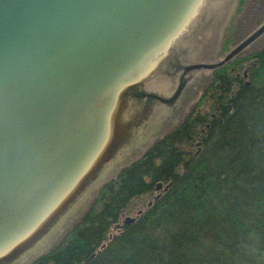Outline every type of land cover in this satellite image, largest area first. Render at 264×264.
Instances as JSON below:
<instances>
[{
    "label": "trees",
    "instance_id": "16d2710c",
    "mask_svg": "<svg viewBox=\"0 0 264 264\" xmlns=\"http://www.w3.org/2000/svg\"><path fill=\"white\" fill-rule=\"evenodd\" d=\"M214 70L208 109L121 166L29 264H264V46Z\"/></svg>",
    "mask_w": 264,
    "mask_h": 264
},
{
    "label": "rangeland",
    "instance_id": "374dc122",
    "mask_svg": "<svg viewBox=\"0 0 264 264\" xmlns=\"http://www.w3.org/2000/svg\"><path fill=\"white\" fill-rule=\"evenodd\" d=\"M237 4L238 0H202L185 25L157 49L149 52L130 72H126L123 83L129 84L116 90L98 112L94 130L101 131L103 135L91 144L103 139L101 145L105 147L99 162L91 174L85 175L62 198L57 210L52 212V207L46 209L45 221L29 226V219L37 211L32 213V206L40 201L54 180L58 179L59 182L64 178L66 165L56 169L53 153L51 160L47 159L45 164L37 163L35 166L33 162L28 163L22 177L16 176L12 180L8 175L4 183H9L8 188L12 187L8 190L11 193L3 194L7 187L0 186V235H7L5 237L9 239L0 242V264H29L38 254L55 246L65 230L85 211L96 189L104 181L115 176L121 166L141 156L156 138L183 121L189 113L208 109L207 101H201V98L214 80L215 70L190 66L223 59L264 23V0H246L239 11ZM263 46L264 32L242 49L238 56H245ZM104 94L91 97L92 110H81L82 115L85 114L82 118L96 115ZM61 121L56 122L47 133L54 135L51 137L54 140L50 143L52 147L56 138H61L58 134H63L64 130H67V136H73L82 129L79 125L86 129L82 121L74 125L77 126L75 130H71L73 114L70 113L64 114ZM82 141V147H85L88 141ZM66 142L62 141L63 151L68 150L64 148ZM58 149L59 146L56 153ZM22 183H28L30 188L24 193L23 200L19 201ZM152 198L153 195L149 194L136 198L122 219L134 216L136 210L144 208ZM9 203L15 206L13 216L5 213V205Z\"/></svg>",
    "mask_w": 264,
    "mask_h": 264
},
{
    "label": "water",
    "instance_id": "95a60500",
    "mask_svg": "<svg viewBox=\"0 0 264 264\" xmlns=\"http://www.w3.org/2000/svg\"><path fill=\"white\" fill-rule=\"evenodd\" d=\"M159 1L0 0L1 187L8 180L7 177L11 175V171H13L14 177L16 176L17 172L14 168L18 166L20 160L25 158L29 151L34 149L33 145L35 146V143L44 137L45 133H48L49 128L54 127L58 122L54 118L55 113L61 105L68 103L66 98L73 97L70 100L72 102L75 98L86 97L88 105L83 108L86 111L92 110L90 107L93 104H91V97L98 95V93H105L97 107L96 115L90 118L84 117L80 121H83L86 129L79 125V128L82 129L79 133L77 132V135L73 133V136H67V130H64L62 141H67L64 148H68V150L63 151L61 149L62 141L58 144L57 153V146L53 148V151L56 149L53 155V158H56L54 164L56 169L61 168V165H66L65 173L69 172L92 146V141L103 135L101 131L94 130L99 117L100 106L108 101L121 86L129 84L123 83V76L126 75V72H130L132 67H135L149 52L157 49L176 32H172L167 40L158 43L149 50L146 55H143L129 69L124 71L123 75L116 73L107 80H95L92 84L90 83L91 86L89 84L90 87L86 88H82L81 80L97 58L99 59L107 53V58L110 56L113 51L111 48L115 47L124 33L134 29L136 36L130 41L137 45L144 43L143 28L148 22L146 16L151 10H154ZM263 32L264 23L234 47L223 59L211 63H195L190 68H216L239 54ZM130 45L129 42V45L125 46L127 52L131 51L129 50ZM114 77L115 79L118 78L117 81H114ZM59 93L61 95L57 99L56 95ZM18 109L22 113L23 111L29 113V115L24 117L18 115L12 125L8 124L6 117L12 116ZM70 114L73 113L70 112ZM63 116L64 114L59 117V123H62ZM74 125L71 126V130L77 128ZM60 135L58 134L59 137ZM49 136V143L42 146L43 152L48 151L52 147L50 143L54 142L51 139L54 135L49 134ZM82 139L88 141L85 147H82L84 142ZM49 159L51 160V157ZM46 161L41 163L45 164ZM57 180L53 181L47 192L57 184ZM20 190H22V186ZM10 193L8 192V194ZM151 202L149 201V204ZM18 203L19 201L16 204ZM5 207L7 209L6 215L13 216L15 214L13 204H6ZM142 210V208H138L136 214ZM136 214L126 216L124 221L134 220ZM28 222H26L27 225ZM35 224L39 225L40 223ZM5 236L4 234L0 235V242L4 239L9 240Z\"/></svg>",
    "mask_w": 264,
    "mask_h": 264
},
{
    "label": "bare ground",
    "instance_id": "6f19581e",
    "mask_svg": "<svg viewBox=\"0 0 264 264\" xmlns=\"http://www.w3.org/2000/svg\"><path fill=\"white\" fill-rule=\"evenodd\" d=\"M202 3V0H160L156 3V6L154 7V10H151V12L146 16L147 17V23L145 27L143 28V36L145 37L144 43L141 44H133L130 40L134 39L136 35L135 30L132 29L131 31H128L127 33H124L116 43L115 47L111 48L110 56L107 58V54L101 58H97L94 64L89 68V71L87 74H85V77L81 80L82 81V88H86L89 86V84L95 80H107L114 76V74L117 73V75H123L124 71L129 69V67L134 64L138 59H140L143 55H146L149 50H151L154 46L158 45V43H161L172 34V32H177L180 27L185 25L189 18L192 17L194 10L197 9ZM140 25V24H138ZM143 25V24H142ZM131 38H128V37ZM129 46L130 52H127L125 50V46ZM143 45V46H142ZM142 46V47H141ZM145 46V47H144ZM144 47V48H143ZM60 77V76H59ZM91 79V80H90ZM118 78L114 81H117ZM90 84V86H91ZM89 86V87H90ZM61 94H57V99H59ZM73 97L66 98L68 103L66 105H61V107L56 111L55 113V119L59 122V117H61L66 112L73 113V123L80 122L83 118L82 111L83 108H85L88 105V100L86 97H78L70 101ZM5 105V104H2ZM3 108V107H2ZM1 109V106H0ZM24 110V109H23ZM20 114H19V113ZM25 111L20 112V110H16L15 113H13L12 116H7L6 120L7 123L12 125L16 119L18 118V115L24 117L29 115V113H24ZM77 113V115H76ZM81 114V115H80ZM57 122V123H58ZM51 131V127L49 128ZM49 132V131H48ZM62 135V136H61ZM60 137L64 138V134H61ZM62 138H57V142L53 147H51L48 151L43 152L42 146L45 143H49L50 136L49 134L44 135L43 138H41L39 141L35 143V149L30 151L25 158H22L18 164L14 168L15 172H17L16 176L22 177L24 174V169L27 168L28 163L35 166L37 163H41L42 161H46L49 159L52 154L54 153L53 148L58 146L59 142L62 141ZM102 140H99L98 142L94 143L82 156L81 160L77 163V165L72 167L69 172H67L64 176V178L57 182L56 185L51 187L48 192H46L42 198L40 199L37 204L32 206V213L36 211V213L29 219V226L34 225L35 223H40L42 220L46 217V209H51L52 212L54 210H57V208L61 205V200L64 198L67 193L73 189L82 179L85 175L90 174L96 164L99 162L101 158V151L104 149L105 145L102 147ZM58 143V144H57ZM21 145L19 146V148ZM53 151V152H52ZM119 158V156H118ZM30 159V160H29ZM30 162H29V161ZM13 171H11V175H9L10 179H15ZM104 171L101 172L103 174ZM27 175V174H26ZM36 180V179H35ZM38 183V179L36 181ZM13 184V183H12ZM5 188L9 186L8 184H4ZM27 187V188H26ZM12 187H7V189H4L2 191L3 194L8 192ZM28 183L23 184L22 183V195L21 198H19V201L23 200L24 193L28 192L29 190Z\"/></svg>",
    "mask_w": 264,
    "mask_h": 264
},
{
    "label": "flooded vegetation",
    "instance_id": "af4514ba",
    "mask_svg": "<svg viewBox=\"0 0 264 264\" xmlns=\"http://www.w3.org/2000/svg\"><path fill=\"white\" fill-rule=\"evenodd\" d=\"M189 114H190V113H189ZM189 114H188V115H189ZM188 115H187V116H188ZM186 118H187V117H186Z\"/></svg>",
    "mask_w": 264,
    "mask_h": 264
}]
</instances>
